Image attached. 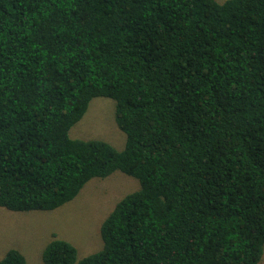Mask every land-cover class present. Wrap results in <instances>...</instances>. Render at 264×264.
Returning a JSON list of instances; mask_svg holds the SVG:
<instances>
[{
    "label": "trees",
    "instance_id": "16d2710c",
    "mask_svg": "<svg viewBox=\"0 0 264 264\" xmlns=\"http://www.w3.org/2000/svg\"><path fill=\"white\" fill-rule=\"evenodd\" d=\"M95 96L124 148L69 135ZM118 169L140 187L102 248L78 258L54 234L45 264L258 263L264 0H0V206L52 210Z\"/></svg>",
    "mask_w": 264,
    "mask_h": 264
},
{
    "label": "rangeland",
    "instance_id": "374dc122",
    "mask_svg": "<svg viewBox=\"0 0 264 264\" xmlns=\"http://www.w3.org/2000/svg\"><path fill=\"white\" fill-rule=\"evenodd\" d=\"M69 135L99 138L124 148L126 133L115 120V100L107 96L92 98ZM139 187L136 177L118 169L106 177L91 178L75 198L52 210L17 211L0 206V258L14 247L25 255L27 264H45L42 253L54 234L72 242L78 258L101 249L103 220L123 196ZM257 264H264V251Z\"/></svg>",
    "mask_w": 264,
    "mask_h": 264
}]
</instances>
